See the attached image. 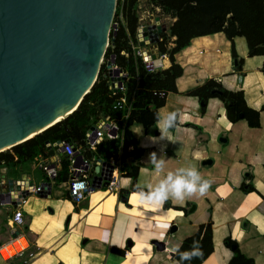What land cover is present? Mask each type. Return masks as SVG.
Wrapping results in <instances>:
<instances>
[{
	"label": "crops",
	"instance_id": "crops-1",
	"mask_svg": "<svg viewBox=\"0 0 264 264\" xmlns=\"http://www.w3.org/2000/svg\"><path fill=\"white\" fill-rule=\"evenodd\" d=\"M215 33L219 35L221 48L228 49L229 67L212 71L199 62L182 61L178 57L184 48L181 49L175 53V58L183 66V73L175 80L177 91H169L165 103L158 108L157 132L145 134L139 125L132 126L133 132L134 127L139 131V137L134 135L143 149V164L136 178L138 186L150 191L162 184L170 188L178 178L192 180L188 172L195 169L201 180H207L208 188L202 194L200 191L185 194L182 199L169 194L159 200L131 190L132 178L122 175L118 191L93 188L84 199L75 202L67 194L64 180L55 179L49 196H27L20 207L24 219L16 235L10 236L6 225L12 205H0L5 206L3 210L0 208V227L4 228L3 232L0 230V251L1 246L19 238L27 241L25 248L7 259L0 254V264H180L171 252L174 253L199 224L209 220L213 250L199 264H228L233 250L224 244L226 236L237 242L239 250L251 257L253 264H264L262 56H248L244 37L236 36L235 49L243 57L242 69L237 70L230 53V40L222 31ZM222 40L227 45L224 46ZM250 60H257L259 64L249 69ZM251 73L257 74L254 85L245 90L244 81ZM210 77L227 89H242L245 103L259 111V125L250 126L244 118L229 120L225 104L217 96L209 97L202 111L198 97L186 91ZM172 113L178 123L167 129L165 122ZM208 117L210 123H202ZM220 137H225V141ZM211 141L219 145L220 167L217 168L216 159L209 151ZM205 158H211L212 162L203 163ZM29 163L34 167L33 160ZM57 165L62 168L61 162ZM19 168L10 172L1 167L0 179L30 177L24 173L15 176ZM243 183L251 184L254 190H243ZM122 190H128L126 201L120 198ZM164 203L169 207H164ZM173 225L175 228L171 230ZM151 239L163 241L164 249H156ZM112 247L122 248L124 253Z\"/></svg>",
	"mask_w": 264,
	"mask_h": 264
},
{
	"label": "trees",
	"instance_id": "trees-1",
	"mask_svg": "<svg viewBox=\"0 0 264 264\" xmlns=\"http://www.w3.org/2000/svg\"><path fill=\"white\" fill-rule=\"evenodd\" d=\"M147 2L158 6L160 13L170 18L166 28L159 34L161 39L156 43L157 53L166 54L170 63L164 68L158 67L152 71L145 68L141 57L135 53L131 44L138 43L136 33L139 0H117L114 19H118L120 9L123 19L119 20L116 30H110V43L104 58L114 53L115 63L127 70L129 79L126 82L125 95L131 102L132 109L119 137L105 138L96 145L94 151L85 152L89 156L99 158L120 156L123 175L132 178L131 190L152 196L155 190L150 191L136 183L139 167L143 164L141 161L143 149L138 146L132 126L139 125L147 134L149 128L156 125L159 120L158 108L165 103L169 91H177L175 80L183 73V66L175 58V53L181 49L184 48L178 57L182 61L188 59L187 62L190 63L199 62L212 71L229 67L228 49L221 48L219 35L215 32L222 31L230 40L232 60L237 61L235 69H242L243 57L239 56L235 49L234 38L243 36L247 55L262 56L261 71L264 73V0H147ZM222 43L224 46L227 45L226 41L222 40ZM121 50L127 55L120 53ZM103 69L102 63L90 90L71 114L33 137L1 151L0 168L6 167L12 172L15 168L31 162L39 154L47 155L46 141L68 139L77 146H83L85 131L98 118L109 115L119 119L124 110L114 107L117 95L111 94ZM213 89L219 91L212 92ZM186 92L197 96L200 102L203 101L202 111L205 110L207 99L217 96L224 102L229 120L244 118L250 126L259 125V111L245 103L242 89H227L220 81L210 77ZM261 107L264 108V104ZM177 123L175 116V122L169 128H174ZM61 165L57 180L67 178V157L62 158ZM241 187L245 191L254 190L251 184L245 186L243 183ZM127 192L128 190H122L120 194ZM223 242L233 250L228 264H253V259L245 256L239 250L237 242L230 236H226ZM193 245L198 247L201 255L183 259L182 254L191 253ZM112 250L124 253L122 248L112 247ZM212 250V223L209 220L199 224L193 234L183 239L173 253V258L180 264H199Z\"/></svg>",
	"mask_w": 264,
	"mask_h": 264
},
{
	"label": "water",
	"instance_id": "water-1",
	"mask_svg": "<svg viewBox=\"0 0 264 264\" xmlns=\"http://www.w3.org/2000/svg\"><path fill=\"white\" fill-rule=\"evenodd\" d=\"M116 4L117 0H0V152L62 120L72 112L55 118L73 105L78 107L97 78ZM161 30L154 23L142 27L139 44L157 42ZM155 65L161 61L155 59ZM156 132V125L148 130ZM55 151L58 157H67L54 148L49 154ZM11 186L9 178V186L0 191V203L15 206L20 199L9 198ZM120 198L126 201V194ZM151 242L156 249L165 247L161 240Z\"/></svg>",
	"mask_w": 264,
	"mask_h": 264
},
{
	"label": "built area",
	"instance_id": "built-area-1",
	"mask_svg": "<svg viewBox=\"0 0 264 264\" xmlns=\"http://www.w3.org/2000/svg\"><path fill=\"white\" fill-rule=\"evenodd\" d=\"M138 13V27L136 33L138 43H131L132 49L141 57L147 70L152 71L158 67L164 68L166 67L168 57L166 54H157V51H154L157 49V42H149L144 45L139 44V38L142 37L141 28L153 23L161 25L160 19L164 16L160 13V8L158 6L149 4L147 0H139ZM122 19V10L120 9L118 19H114V17L112 19L111 29L116 30L119 20ZM159 34L158 41L161 39ZM109 43L108 39V46ZM148 45L152 49L147 47ZM120 53L127 55L124 50H121ZM153 53L155 54L154 58L149 56ZM146 55H148V57H145ZM155 59L160 60L161 65H155ZM102 63L104 64L103 75L108 83V88L111 94L117 95L114 107L123 109V115L119 119L112 118L109 115L98 118L95 123L85 131L83 146H77L68 139L45 142L48 153L49 149L54 148V150L58 149L60 152L67 154L68 173L63 184L67 190V194L75 202L84 199L93 188L118 191L119 178L123 175L122 159L120 156L117 158H99L96 156H89L86 153L88 151H94L96 145L105 138L119 137L124 128L127 116L132 109V104L126 99L125 95L126 82L129 79L127 70L115 63L114 53H110L106 59L103 56L101 59V64ZM62 147L63 149H61ZM61 159L62 158L57 156L56 151L52 155L39 154L35 156L33 159L34 166L40 168L43 174L42 179L38 182H35L33 178L28 176L18 178L10 177L12 178V186L9 188L8 196L14 199L19 197L20 199L19 202H16L15 206L11 203H0V205L10 204L13 207L11 215L6 220L10 236L18 234V225L23 223V211L20 207L26 202L27 196L37 195L46 197L50 195L55 184V179L61 169L60 166L57 165V163L61 162ZM110 167L112 168L111 171H109ZM96 168H98V170H96ZM8 186L9 178H1L0 191ZM2 199H6V194H3Z\"/></svg>",
	"mask_w": 264,
	"mask_h": 264
},
{
	"label": "clouds",
	"instance_id": "clouds-1",
	"mask_svg": "<svg viewBox=\"0 0 264 264\" xmlns=\"http://www.w3.org/2000/svg\"><path fill=\"white\" fill-rule=\"evenodd\" d=\"M175 122V114H169L166 119V127L167 129L171 126H173ZM188 175L192 177V180H185L183 178L176 179L170 188L164 184H162L159 188L155 190V192L152 194V197L154 199L164 200L166 199L169 194L176 198H183L185 194H191L196 191H200L201 194L208 188V182H200L201 178L198 174V172L195 169L189 170ZM199 185V187H198ZM201 255L198 247L196 245H193V250L191 253H183L182 258L183 259H191L192 257Z\"/></svg>",
	"mask_w": 264,
	"mask_h": 264
},
{
	"label": "bare ground",
	"instance_id": "bare-ground-1",
	"mask_svg": "<svg viewBox=\"0 0 264 264\" xmlns=\"http://www.w3.org/2000/svg\"><path fill=\"white\" fill-rule=\"evenodd\" d=\"M239 47V46H238ZM259 64V62H257V60H255V61H252V60H250L249 62H248V68L249 69H252L253 67H256L257 65ZM259 75H260V73H259ZM256 76H257V74H255V73H251L250 74V76L247 78V79H245V81H244V85H243V88H245V90H250L251 89V87L254 85L253 84V81H254V79L256 78ZM261 77V76H260ZM259 77V78H260ZM257 81V80H256ZM258 82V81H257ZM259 85V84H258ZM257 85V86H258ZM256 86V87H257ZM264 87V86H263ZM251 100V99H250ZM76 105V104H75ZM75 105H73L72 107H70V108H68L62 115H59L57 118H55V120H59V118L60 117H64L66 114H69V113H71V112H73L74 111V109H75ZM211 113H213L212 111H211ZM55 120H53V121H55ZM53 121L52 122H50L49 124H51V123H53ZM202 123H210V118L208 117V118H205L203 121H202ZM48 124V125H49ZM44 128V127H43ZM43 128H41V129H39L38 131H42V129ZM37 131H34V132H32L29 136H31V135H34L35 133H36ZM209 148H210V153H211V155L216 159V168L217 167H220V164H219V145L217 144V143H215V141H211L210 142V145H209ZM205 155V154H204ZM203 156V155H202ZM222 167V166H221ZM221 170V169H220ZM223 171L225 172V170L223 169ZM222 173V172H221ZM144 180V179H143ZM142 180V181H143ZM141 181V182H142ZM145 182V181H144ZM260 183V182H259ZM144 184V183H143ZM258 185V184H257ZM193 200V199H192ZM201 201V200H200ZM202 203H203V201H201ZM136 204V203H135ZM139 204V203H138ZM146 206V205H145ZM200 207H201V205H200ZM183 224V223H182ZM187 226H189V225H187ZM186 227V226H185ZM186 229H187V231L189 230L188 229V227H186ZM184 231H186V230H184ZM183 231V232H184ZM182 232V231H181ZM185 233H187V232H185ZM26 244H27V241H26V239L24 238V237H22V238H19L18 240H16V241H14V242H12V243H9V244H7V245H4V246H2V248H1V251H0V254H1V257L3 258V259H7L8 257H10L11 255H13L14 253H17V251H19L21 248H25V246H26ZM147 248H148V246H147ZM143 251V250H142ZM145 255H148V253L147 254H145Z\"/></svg>",
	"mask_w": 264,
	"mask_h": 264
},
{
	"label": "rangeland",
	"instance_id": "rangeland-1",
	"mask_svg": "<svg viewBox=\"0 0 264 264\" xmlns=\"http://www.w3.org/2000/svg\"><path fill=\"white\" fill-rule=\"evenodd\" d=\"M143 1V0H142ZM141 3H144V2H141ZM160 21H161V26H162V28H166V25L169 23V21H170V18H168L167 16H165V17H163V18H161L160 19ZM148 25H150V24H148ZM243 41H244V43H245V40H244V38H243ZM147 47H150L149 45L147 46ZM151 48V47H150ZM152 49V48H151ZM154 50V49H153ZM154 51H157V49L156 50H154ZM156 53V52H155ZM158 54V53H157ZM168 61H169V59H168ZM168 61H167V63H168ZM178 63H180V62H178ZM169 65V64H168ZM134 129V133H135V135H136V137H139L140 136V134H139V131L137 130V127H134L133 128ZM20 171H22V172H20ZM22 173H24V174H29L30 175V177H32L33 179H34V181L35 182H38L40 179H41V176H42V171H41V169L40 168H38V167H36V166H34L33 167V165H31V163H26L23 167H21V168H19V170L16 172V173H14V175L15 176H22ZM13 178H15V177H13ZM55 189V188H54ZM53 196V195H52ZM52 196H50V197H52ZM49 197V198H50ZM48 198V199H49ZM5 207V206H4ZM4 207H1L0 206V208H1V210H3V208ZM0 217L2 218V216L0 215ZM0 230L3 232L4 231V228H2V227H0ZM15 254V253H14Z\"/></svg>",
	"mask_w": 264,
	"mask_h": 264
}]
</instances>
